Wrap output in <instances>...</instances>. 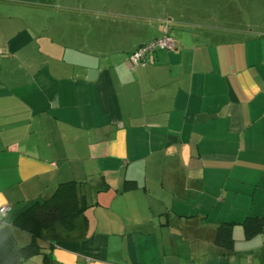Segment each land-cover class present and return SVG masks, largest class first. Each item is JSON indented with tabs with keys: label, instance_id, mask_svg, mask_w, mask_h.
Here are the masks:
<instances>
[{
	"label": "crops",
	"instance_id": "1",
	"mask_svg": "<svg viewBox=\"0 0 264 264\" xmlns=\"http://www.w3.org/2000/svg\"><path fill=\"white\" fill-rule=\"evenodd\" d=\"M29 1L0 0V208L68 181L91 205L45 232L48 263L264 264V233L241 225L264 217V5ZM165 24L175 48L131 68Z\"/></svg>",
	"mask_w": 264,
	"mask_h": 264
},
{
	"label": "trees",
	"instance_id": "2",
	"mask_svg": "<svg viewBox=\"0 0 264 264\" xmlns=\"http://www.w3.org/2000/svg\"><path fill=\"white\" fill-rule=\"evenodd\" d=\"M84 185V182H63L47 198L32 201L13 212L9 207L6 216L0 218V264H25L38 255L43 256V264H49L48 254L41 247V243L48 240L44 234L56 225L68 232L74 229L77 218L83 217L91 206L83 193ZM132 188L134 183L125 181L121 191ZM232 225V222L221 223L215 231L214 244L226 253L232 250ZM241 225L246 239L264 233V217H246ZM16 231L26 233L30 238L29 243L17 245L14 238Z\"/></svg>",
	"mask_w": 264,
	"mask_h": 264
},
{
	"label": "rangeland",
	"instance_id": "3",
	"mask_svg": "<svg viewBox=\"0 0 264 264\" xmlns=\"http://www.w3.org/2000/svg\"><path fill=\"white\" fill-rule=\"evenodd\" d=\"M27 1L30 2L29 0ZM86 1L87 0H73V3H77V5H82ZM169 1L174 2V0H119L117 1V3H113L111 5H114L116 7L118 6L121 8L123 7L125 9H134L135 7H139L140 9H142L145 7L148 8L150 6L151 8H154L155 15L159 17L161 16L162 8H164L165 5L166 7L170 6L168 3ZM178 1L187 3L188 5H190V8H192L193 6L199 7L197 9L192 8L190 10L191 11L190 13L202 12L203 16L205 15L206 18L211 17L212 13L215 16V18L217 14H219L220 16L226 15L227 0H178ZM54 2L56 4L65 3L64 0H54ZM231 2H235V4L239 6L245 3H249V5H252L251 12L249 14L250 19H253L251 17H254V15L258 13L257 12L258 7L264 5V0H233V1L231 0ZM166 3H168V5ZM14 238H15L16 244L19 246H24L28 244L30 241L29 236L26 233L21 232V231H16L14 233ZM35 259H37L36 256H35ZM31 261L32 260H29L25 264H34L33 262L31 263Z\"/></svg>",
	"mask_w": 264,
	"mask_h": 264
},
{
	"label": "built area",
	"instance_id": "4",
	"mask_svg": "<svg viewBox=\"0 0 264 264\" xmlns=\"http://www.w3.org/2000/svg\"><path fill=\"white\" fill-rule=\"evenodd\" d=\"M175 39L168 33L167 25L165 24L160 32V36L155 38L127 56L128 65L131 68L144 67L147 64L146 58L157 50L166 51L175 48ZM1 54V49H0ZM9 211V207L0 208V218H4Z\"/></svg>",
	"mask_w": 264,
	"mask_h": 264
},
{
	"label": "snow or ice",
	"instance_id": "5",
	"mask_svg": "<svg viewBox=\"0 0 264 264\" xmlns=\"http://www.w3.org/2000/svg\"><path fill=\"white\" fill-rule=\"evenodd\" d=\"M3 201H2V199H0V203H2Z\"/></svg>",
	"mask_w": 264,
	"mask_h": 264
},
{
	"label": "clouds",
	"instance_id": "6",
	"mask_svg": "<svg viewBox=\"0 0 264 264\" xmlns=\"http://www.w3.org/2000/svg\"><path fill=\"white\" fill-rule=\"evenodd\" d=\"M0 199H2V198H0Z\"/></svg>",
	"mask_w": 264,
	"mask_h": 264
}]
</instances>
